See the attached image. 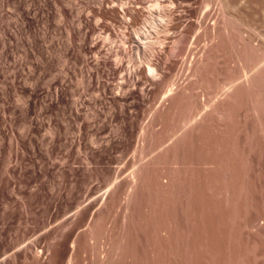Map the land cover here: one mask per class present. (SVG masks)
I'll return each instance as SVG.
<instances>
[{"label":"rangeland","instance_id":"374dc122","mask_svg":"<svg viewBox=\"0 0 264 264\" xmlns=\"http://www.w3.org/2000/svg\"><path fill=\"white\" fill-rule=\"evenodd\" d=\"M0 264H264V0H0Z\"/></svg>","mask_w":264,"mask_h":264},{"label":"bare ground","instance_id":"6f19581e","mask_svg":"<svg viewBox=\"0 0 264 264\" xmlns=\"http://www.w3.org/2000/svg\"><path fill=\"white\" fill-rule=\"evenodd\" d=\"M159 5H160V3H159ZM157 6H158V4H157ZM158 8V7H157ZM155 12H156V10H154ZM155 12H149V14L147 15V17L145 18L146 20H145V22H148L149 23V26L151 25V26H153L154 28L157 26L156 24H155V22H156V18H155ZM158 15L160 16V18L162 19V20H164V18H165V13H158ZM166 15H167V13H166ZM170 15V14H169ZM168 15V16H169ZM167 19V18H166ZM165 19V20H166ZM164 20V21H165ZM167 22H168V20H166ZM167 22H166V24H167ZM148 28V27H147ZM157 28V27H156ZM143 30V29H142ZM149 30V29H148ZM143 31H145V30H143ZM146 32V31H145ZM138 34H140V33H138ZM146 34V33H145ZM138 37H139V35H137ZM144 37V36H143ZM142 38V37H141ZM142 40V39H141ZM144 43V42H143ZM151 45H152V43H150Z\"/></svg>","mask_w":264,"mask_h":264}]
</instances>
